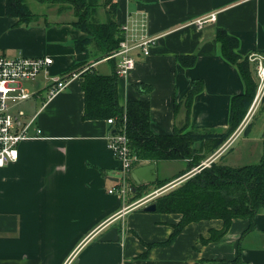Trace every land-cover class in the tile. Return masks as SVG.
<instances>
[{
    "label": "crops",
    "instance_id": "0c3cea01",
    "mask_svg": "<svg viewBox=\"0 0 264 264\" xmlns=\"http://www.w3.org/2000/svg\"><path fill=\"white\" fill-rule=\"evenodd\" d=\"M24 2L30 9L31 3ZM33 3L40 12L32 11L36 18L21 25L7 14V0H0V54L54 60L35 80L32 92L40 95L25 102L27 109L25 103L20 106L27 118L37 116L43 135L24 142L19 160L0 169V264H264V209L256 215L251 231L248 219H236L225 236L212 241L224 223L202 220L185 226L171 243L167 242L181 215L144 211L190 178L179 177L190 160L156 163V182L179 178L161 188L156 182L142 184L150 191L140 199L133 200L132 189L123 197L109 194L117 185L115 180L123 176L108 147L114 128L108 119L84 118V77L75 73L78 76L70 85L47 104L42 95L54 78L69 75L78 64L75 44L92 37L74 25L73 9ZM114 3L120 27L131 16L139 20L144 13L148 34L157 38L148 57L135 51L138 62L127 77L117 76L121 105L127 108L132 101H149L151 128L157 135L176 130L225 133L232 99L244 93L245 85L239 68L224 57L217 32L225 30L238 40L236 53L242 59L251 53L264 54V0ZM108 12L105 0H99L94 22L106 23ZM213 15L215 21L210 20ZM199 20H205L203 25ZM87 48L92 58L87 66L103 75L114 73L119 58L106 59L93 42ZM192 57L194 66L181 64L180 58ZM195 80L203 81V89L188 110L186 100ZM142 85H150L151 93H143ZM240 126L214 152L210 151L213 139L194 143L203 157L201 164L241 167L264 158V125L260 135L252 130L242 133ZM240 134L245 135L243 142L235 144ZM147 196L153 200L144 202ZM113 228L119 230V241L101 242L100 237Z\"/></svg>",
    "mask_w": 264,
    "mask_h": 264
},
{
    "label": "trees",
    "instance_id": "16d2710c",
    "mask_svg": "<svg viewBox=\"0 0 264 264\" xmlns=\"http://www.w3.org/2000/svg\"><path fill=\"white\" fill-rule=\"evenodd\" d=\"M40 3L61 5L73 9L76 21L74 25L89 34L92 39L79 41L75 44L78 53V64L69 72L80 73L84 77L82 89L85 93L86 120L117 118V125L121 126L123 117H127L126 132L130 140L133 154L138 161L135 168L156 164L163 161L190 160L186 175L194 167L201 164L203 157L194 149V143L213 139L210 144L211 152L219 148L241 125L251 108L256 92L257 80L251 70L248 58L242 59L236 53L239 42L225 30H218L216 39L222 44L224 57L236 65L241 73L245 85L243 94L232 99L230 126L223 134H202L197 131L184 133L176 130L171 135H157L151 128V107L149 101H132L124 108L118 96V77L115 71L111 75L100 74L94 68L82 71V64L89 60L90 43H95L98 51L104 56L115 52L123 40L121 27L115 21L117 5L114 0H105L109 12V19L104 24L95 23L94 12L99 6V0H36ZM7 14L18 18V24L32 22L36 16L29 11L24 0H7ZM182 65L192 67L196 58H180ZM141 91L149 94L150 85L139 86ZM203 89V81L192 82L188 93L186 106L190 110L193 98ZM40 95V94H39ZM189 116V115H188ZM248 130V128H247ZM247 130L245 132H247ZM134 168V169H135ZM177 177V178H179ZM174 178V179H177ZM157 181V188H161L173 180ZM128 183L134 184L132 190L136 195L133 200L143 197L146 187L136 185L130 174ZM132 200V201H133ZM158 212H172L181 215L179 224L167 243L173 242L185 226L202 220L223 221V229L212 235L211 239L219 240L225 236L232 222L236 219H248L251 231L255 225V217L264 209V158L259 162L230 167L212 163L210 167L195 173L181 183L177 188L154 200ZM247 231V232H248ZM239 261V257L237 259Z\"/></svg>",
    "mask_w": 264,
    "mask_h": 264
},
{
    "label": "built area",
    "instance_id": "2783aa9c",
    "mask_svg": "<svg viewBox=\"0 0 264 264\" xmlns=\"http://www.w3.org/2000/svg\"><path fill=\"white\" fill-rule=\"evenodd\" d=\"M141 16L139 20L131 16L132 19L121 26L123 40L118 49L106 58H119L116 67V74L119 78L127 77L136 67L138 62L134 54L136 50H139L144 57H148L152 47L156 45L157 38L148 34L146 14L142 13ZM210 20L215 21L216 16L213 15ZM204 22L205 20H199L197 23L201 26ZM247 58L255 66L257 92L254 102L240 126L242 131L248 125L257 106L264 99V54L251 53ZM53 63L54 60L49 57H28L21 54L9 57L0 54V169L19 160L20 146L24 142L41 138L43 135L42 130L37 126V116L27 118L20 106L40 94V92L33 93L24 83L35 81L39 74L42 71H47ZM77 76L78 74L73 73L54 78L46 90L47 96L44 99V104L61 94ZM107 122L114 128L107 138L108 147L120 162L123 174L118 179L117 185L109 190V194L123 197L132 189L128 178L138 159L132 152L126 132L127 117H123L121 126L117 125L115 117L108 119ZM205 163L207 166L211 164V162L202 164ZM151 200H153V196L143 199L144 202Z\"/></svg>",
    "mask_w": 264,
    "mask_h": 264
},
{
    "label": "rangeland",
    "instance_id": "374dc122",
    "mask_svg": "<svg viewBox=\"0 0 264 264\" xmlns=\"http://www.w3.org/2000/svg\"><path fill=\"white\" fill-rule=\"evenodd\" d=\"M24 1H26V2H28V3H31V6H30V9H29V11L32 13V11L33 12H40V11H38V9H37V4H35V3H33V2H36V3H38V1H35V0H24ZM33 1V2H32ZM39 4V3H38ZM40 8V7H39ZM33 14V13H32ZM35 14V13H34ZM109 56V55H108ZM104 57H107V55L106 56H104ZM92 58L90 57L89 58V60H87L86 61V63H83L82 64V71L83 70H87V69H89V68H91V66L90 65H88L87 66V64L90 62V60H91ZM251 70H252V73H253V76L255 77V72H254V66H251ZM24 85L26 86V87H28L31 91L32 90H35L36 89V83H35V81H32V82H25L24 83ZM42 95H43V97L44 98H46V96H47V92L46 91H43V93H42ZM23 108L24 109H27L28 108V106L26 105V103L23 105ZM264 125V99H263V101L257 106V108H256V110H255V112H254V114L252 115V118L250 119V121L248 122V125L245 127V129L242 131V133H244L246 130H247V128H248V131H250V130H252L253 131V134L254 135H256V134H259L260 135V131H261V127ZM251 131V132H252ZM241 133V134H242ZM240 134V135H241ZM239 135V136H240ZM245 137V135H241V139L239 138L238 139V141L235 143V144H238L239 142L240 143H242L243 142V138ZM261 137H262V134H261ZM252 157V156H251ZM244 165V164H243ZM193 170V169H192ZM191 170V171H192ZM171 170H169L168 172H170ZM173 172V171H172ZM189 173V172H188ZM192 173H195V171H192L190 174H192ZM190 174H188V175H185L183 178H185L186 176H190L191 177V175ZM187 179H189V178H187ZM135 183V182H134ZM133 185L134 184H131L130 186L131 187H133ZM177 188V187H176ZM173 190V189H172ZM150 190L146 187V189L144 190V194H147L148 192H149ZM128 194H129V192H128ZM143 194V195H144ZM148 195V194H147Z\"/></svg>",
    "mask_w": 264,
    "mask_h": 264
},
{
    "label": "water",
    "instance_id": "95a60500",
    "mask_svg": "<svg viewBox=\"0 0 264 264\" xmlns=\"http://www.w3.org/2000/svg\"><path fill=\"white\" fill-rule=\"evenodd\" d=\"M207 167H208L207 163L200 164L196 166L192 171H195V173H198ZM155 169H156V164H146V165L139 166L132 171L131 173L132 179L136 185H142L145 183H155L157 180L156 175L153 174V171ZM192 171H190L186 175L190 174ZM115 181H118V179H116ZM156 210H157V205L155 203L148 205L144 209L145 212H155ZM100 241L101 242H118L119 241L118 228H113L107 233L103 234L100 237Z\"/></svg>",
    "mask_w": 264,
    "mask_h": 264
}]
</instances>
